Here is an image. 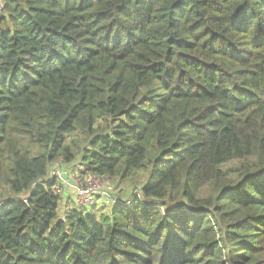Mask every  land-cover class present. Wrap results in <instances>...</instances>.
Here are the masks:
<instances>
[{"label": "trees", "instance_id": "trees-1", "mask_svg": "<svg viewBox=\"0 0 264 264\" xmlns=\"http://www.w3.org/2000/svg\"><path fill=\"white\" fill-rule=\"evenodd\" d=\"M0 264H264V0H0Z\"/></svg>", "mask_w": 264, "mask_h": 264}, {"label": "rangeland", "instance_id": "rangeland-1", "mask_svg": "<svg viewBox=\"0 0 264 264\" xmlns=\"http://www.w3.org/2000/svg\"><path fill=\"white\" fill-rule=\"evenodd\" d=\"M66 171V172H64ZM63 172L53 171L51 174L57 181V194L61 197L60 214L67 207H98L106 212L111 204L119 203L129 199L130 194L136 192V187L129 183L123 184L113 180H100L99 178H80L79 174L64 169ZM144 181V176L138 178L139 184ZM138 191V189H137Z\"/></svg>", "mask_w": 264, "mask_h": 264}, {"label": "bare ground", "instance_id": "bare-ground-1", "mask_svg": "<svg viewBox=\"0 0 264 264\" xmlns=\"http://www.w3.org/2000/svg\"><path fill=\"white\" fill-rule=\"evenodd\" d=\"M252 111V110H251ZM249 113V112H248ZM251 114V113H250ZM240 117V116H239ZM240 120H241V118H240ZM240 138V137H239ZM240 140V139H239ZM237 160V159H236ZM240 162V161H239Z\"/></svg>", "mask_w": 264, "mask_h": 264}]
</instances>
